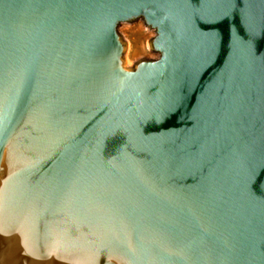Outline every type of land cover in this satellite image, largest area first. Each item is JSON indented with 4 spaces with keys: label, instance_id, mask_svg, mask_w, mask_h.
<instances>
[{
    "label": "water",
    "instance_id": "water-1",
    "mask_svg": "<svg viewBox=\"0 0 264 264\" xmlns=\"http://www.w3.org/2000/svg\"><path fill=\"white\" fill-rule=\"evenodd\" d=\"M0 264H264V0H0Z\"/></svg>",
    "mask_w": 264,
    "mask_h": 264
},
{
    "label": "rangeland",
    "instance_id": "rangeland-1",
    "mask_svg": "<svg viewBox=\"0 0 264 264\" xmlns=\"http://www.w3.org/2000/svg\"><path fill=\"white\" fill-rule=\"evenodd\" d=\"M120 32L126 42L125 60L129 67L134 68L142 60L159 58L160 53L151 44L157 31L143 19L122 23Z\"/></svg>",
    "mask_w": 264,
    "mask_h": 264
}]
</instances>
